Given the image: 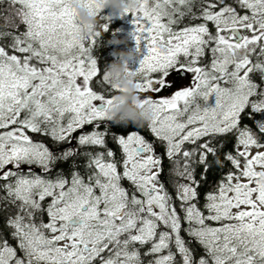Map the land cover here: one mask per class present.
<instances>
[{"label":"snow or ice","instance_id":"1","mask_svg":"<svg viewBox=\"0 0 264 264\" xmlns=\"http://www.w3.org/2000/svg\"><path fill=\"white\" fill-rule=\"evenodd\" d=\"M84 2L108 32L111 17L97 0ZM8 4L12 30H0V203L7 210L0 264H264V120H255L258 133L241 125L246 111L264 113V0H140L127 12L137 52L147 49L129 71L140 75V95L153 94L140 103L153 112V141L135 124L110 133L109 109L125 89L92 54L101 31L80 36L73 0ZM173 74L189 85H176ZM229 134L235 143L225 159L235 171L201 206L209 156L222 167L218 138ZM68 161L67 174L56 170ZM193 241L204 249L198 260Z\"/></svg>","mask_w":264,"mask_h":264},{"label":"trees","instance_id":"2","mask_svg":"<svg viewBox=\"0 0 264 264\" xmlns=\"http://www.w3.org/2000/svg\"><path fill=\"white\" fill-rule=\"evenodd\" d=\"M10 10V5L8 4V0H0V30L3 31H11V28H8L6 26V21L4 19L5 16L8 15V12ZM101 15L104 16H110L111 17V23H110V29L108 32H103L102 29H99L101 31V36L97 38L96 44L93 48V56L98 59L99 65L101 68L107 67L108 64H110L116 57H114L111 53H113L114 49H127L126 47L129 45V41L126 43H121L119 45L116 44H110L108 41L113 39L114 37H120L122 38L120 34V28H122L123 25L126 24L124 18L122 16H119L118 14H114L110 8L103 9L101 12ZM128 17L131 19L132 14L128 13ZM98 19H100L98 17ZM104 21L100 20V24H103ZM24 26L21 25L19 31H23ZM255 79L258 83H260V76L257 74L255 76ZM92 86L94 88H97V85L95 81L93 82ZM97 90H99L97 88ZM255 120H264V113H256L252 114L250 111H246L245 114L242 115L241 119V125L242 126H248L250 127L254 132H259ZM108 123V122H105ZM92 126H86L84 131H91ZM101 131L104 130V124L101 125ZM109 130L110 133H115L117 135L120 134H127L128 132L135 130L134 126L132 124L127 125V127H124L122 125H117V124H110L109 125ZM140 132L145 136L146 139L153 141L155 140V137L150 133L148 130L147 124H145L143 127H140ZM80 132H76L73 135L78 136ZM35 139L38 140H44L50 147H52V141L50 138L43 137L40 135H36ZM108 139V145L110 148H112L116 153H117V158H119V153L120 150L115 142H113L111 135H109ZM218 143L223 144V148L219 151L218 156L221 161L222 167H218L214 164L213 157L209 156V161L213 162V167L211 171H209L206 175V179L201 181V187L199 188V193H200V205L202 206L205 203V194L211 191H214L216 189V186L220 179L222 178V175L226 174L229 170H233V165L228 162L225 159V153L233 151V146L235 143V136L234 135H227L223 137L218 138ZM76 141L73 140L71 144H64L61 145V149L67 148L70 146H75ZM185 147H192V145H185ZM156 150L158 154H163L164 153V147L160 143H156ZM70 163L71 161L68 162H63V163H58L57 165V171L63 170L66 174L70 171ZM79 163L82 165L83 164V159L79 160ZM35 167V166H34ZM171 165L167 158L163 160V168L164 172L161 175V179L164 182H168L169 180V175H168V170L170 169ZM35 171L39 173L41 170L38 167H35ZM81 171L83 169L81 168ZM201 173V169H197V174L199 178V174ZM125 186L128 187V183L125 181ZM169 191L172 192L173 197L175 196L174 190L169 187ZM2 190H0V196L5 195ZM0 209H5L4 211H0V227L4 226L5 223V216L7 214V210L5 208V205L3 203H0ZM47 217H45V220ZM4 233L7 236L9 233V229L4 228ZM183 234V233H182ZM185 238L187 236L185 235ZM11 243L15 244V241H11ZM191 247L194 249V257L198 260L200 256L205 255L204 249L195 241L191 243ZM177 260H179V256H177Z\"/></svg>","mask_w":264,"mask_h":264},{"label":"clouds","instance_id":"3","mask_svg":"<svg viewBox=\"0 0 264 264\" xmlns=\"http://www.w3.org/2000/svg\"><path fill=\"white\" fill-rule=\"evenodd\" d=\"M97 5L101 10L110 8L114 14L126 15L131 9L139 7L140 0H97ZM73 7L77 13V21L80 24V36L89 38L101 29L99 15L93 7L85 3L84 0H73ZM127 37H114L108 43L119 45L126 43ZM116 57L106 70L110 73L114 83L120 85L124 91L120 92L109 109L108 115L117 125L127 126L135 124L143 127L150 122L152 110L149 106L141 107V95L137 91V81L140 75L129 71L130 63L138 55L136 48L114 49L111 53Z\"/></svg>","mask_w":264,"mask_h":264},{"label":"rangeland","instance_id":"4","mask_svg":"<svg viewBox=\"0 0 264 264\" xmlns=\"http://www.w3.org/2000/svg\"><path fill=\"white\" fill-rule=\"evenodd\" d=\"M126 24L122 26V28H120V34L122 36V38L127 37V41H129V45L126 48H136V41L132 35L133 29L135 28V25L132 23L133 20V16L131 17V19L128 17V14H126L125 16H123ZM147 53V49L145 48L143 52L138 53V55L133 58V60L130 63V68L135 70V68H137L139 66V61L140 59H142L143 55H145ZM171 80H173L175 82L176 85L178 86H187L190 83V78H184L181 79L179 77H177L175 74H173L172 77H170ZM175 87L173 89H170L168 91H165L163 93H161V95L163 96H167L170 94V92L175 91ZM144 95H153L152 93H147V94H142L141 98H144ZM98 106H102L103 107V102L102 101H97L96 102ZM209 104L214 106L215 104V95L213 94V96L210 98L209 100ZM255 151V149L253 150Z\"/></svg>","mask_w":264,"mask_h":264},{"label":"flooded vegetation","instance_id":"5","mask_svg":"<svg viewBox=\"0 0 264 264\" xmlns=\"http://www.w3.org/2000/svg\"><path fill=\"white\" fill-rule=\"evenodd\" d=\"M142 134V133H141ZM143 135V134H142Z\"/></svg>","mask_w":264,"mask_h":264},{"label":"water","instance_id":"6","mask_svg":"<svg viewBox=\"0 0 264 264\" xmlns=\"http://www.w3.org/2000/svg\"><path fill=\"white\" fill-rule=\"evenodd\" d=\"M100 107H102V106H100Z\"/></svg>","mask_w":264,"mask_h":264}]
</instances>
